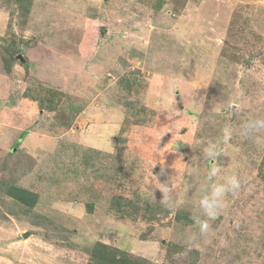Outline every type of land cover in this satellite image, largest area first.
<instances>
[{
  "label": "rangeland",
  "instance_id": "rangeland-1",
  "mask_svg": "<svg viewBox=\"0 0 264 264\" xmlns=\"http://www.w3.org/2000/svg\"><path fill=\"white\" fill-rule=\"evenodd\" d=\"M255 118L264 0H0V264H264ZM217 163L242 187L201 236Z\"/></svg>",
  "mask_w": 264,
  "mask_h": 264
},
{
  "label": "clouds",
  "instance_id": "clouds-1",
  "mask_svg": "<svg viewBox=\"0 0 264 264\" xmlns=\"http://www.w3.org/2000/svg\"><path fill=\"white\" fill-rule=\"evenodd\" d=\"M236 130L230 126L222 129V143L231 141ZM239 135L243 138H251L257 144H264V118L249 119L244 122L239 129ZM204 156L208 161H218L220 153L216 143L209 144L204 150ZM154 166V164H153ZM221 173V167L217 163L216 166L209 168L206 174V183L201 189L202 195L198 201L199 209L201 210L203 218H195L199 234L201 236L207 235L212 230V221L217 220L221 215L226 204V197L236 195L242 187V181L236 174L224 176L222 182L217 181L216 178ZM162 201L165 207H173L174 202L168 193V185L162 184Z\"/></svg>",
  "mask_w": 264,
  "mask_h": 264
},
{
  "label": "trees",
  "instance_id": "trees-1",
  "mask_svg": "<svg viewBox=\"0 0 264 264\" xmlns=\"http://www.w3.org/2000/svg\"><path fill=\"white\" fill-rule=\"evenodd\" d=\"M11 190H14L15 192L11 193L14 194L18 199L24 201V202H29L32 199V194H30L29 192H26L25 190H19L18 188L14 187H10Z\"/></svg>",
  "mask_w": 264,
  "mask_h": 264
}]
</instances>
